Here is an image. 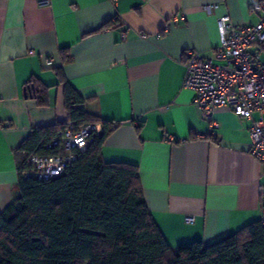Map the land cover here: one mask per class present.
<instances>
[{"label":"crops","instance_id":"obj_1","mask_svg":"<svg viewBox=\"0 0 264 264\" xmlns=\"http://www.w3.org/2000/svg\"><path fill=\"white\" fill-rule=\"evenodd\" d=\"M252 2L0 0V213L17 195L14 150L34 127L69 118L62 67L85 109L118 123L103 159L139 167L146 203L172 248L210 244L259 221L264 164L249 152L251 121L227 106L209 120L183 87L186 50L213 58L218 18L256 24L264 12ZM32 78L47 87L45 105L26 92Z\"/></svg>","mask_w":264,"mask_h":264},{"label":"trees","instance_id":"obj_2","mask_svg":"<svg viewBox=\"0 0 264 264\" xmlns=\"http://www.w3.org/2000/svg\"><path fill=\"white\" fill-rule=\"evenodd\" d=\"M62 53L70 58L68 48ZM57 74L69 118L32 129L14 150L19 172L33 155L57 152L48 145L70 124L101 122L104 132L63 174L20 175L14 202L0 213V264H264L261 220L210 244L172 248L146 203L139 167L103 159L102 146L118 123L88 112L62 67ZM25 87L40 105L47 103L41 95L47 87L38 80Z\"/></svg>","mask_w":264,"mask_h":264},{"label":"built area","instance_id":"obj_3","mask_svg":"<svg viewBox=\"0 0 264 264\" xmlns=\"http://www.w3.org/2000/svg\"><path fill=\"white\" fill-rule=\"evenodd\" d=\"M38 3L48 6L52 0H38ZM251 8L264 12V1L253 0ZM173 19L176 20V16ZM217 24L220 43L213 58L195 48L186 50L183 87L193 90L194 102L205 118L211 120L217 107L227 106L240 119L251 121L249 152L264 164V16L256 24L239 26L229 15H223ZM171 28L170 23L164 31L170 32ZM51 62L48 60V64ZM212 124L217 125L214 121ZM103 132L101 122L79 128L70 124L48 145L57 152L33 155L20 175L25 179L45 180L63 174L78 158L79 152L86 150ZM261 201L260 220L264 227V185ZM186 220L193 222L194 216Z\"/></svg>","mask_w":264,"mask_h":264}]
</instances>
